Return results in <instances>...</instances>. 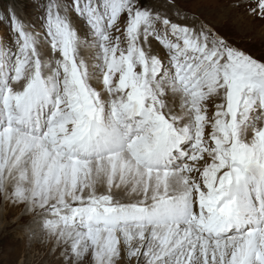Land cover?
I'll return each mask as SVG.
<instances>
[{
	"label": "snow or ice",
	"instance_id": "obj_1",
	"mask_svg": "<svg viewBox=\"0 0 264 264\" xmlns=\"http://www.w3.org/2000/svg\"><path fill=\"white\" fill-rule=\"evenodd\" d=\"M7 11L0 193L30 238L64 264H264V56L177 0Z\"/></svg>",
	"mask_w": 264,
	"mask_h": 264
},
{
	"label": "rangeland",
	"instance_id": "obj_2",
	"mask_svg": "<svg viewBox=\"0 0 264 264\" xmlns=\"http://www.w3.org/2000/svg\"><path fill=\"white\" fill-rule=\"evenodd\" d=\"M42 2L43 0H0V35L6 34L7 23L2 18L8 14L9 8L14 9L16 15L28 23L33 22L40 14L39 4ZM160 3H166V0H160ZM232 3L233 0H177L178 7L189 13L199 14L201 19L233 46L261 58L264 56V24L244 18L241 11L230 8ZM166 10L169 14L173 12L171 7ZM4 202L3 194L0 193L1 216L10 207ZM23 212L24 206L8 219L7 222L12 223L11 228L2 232L3 223L0 224V264H64V258L60 256V249L56 248L54 241L45 239L38 230L37 235L30 238L27 229L31 223H14L13 220L18 219Z\"/></svg>",
	"mask_w": 264,
	"mask_h": 264
},
{
	"label": "bare ground",
	"instance_id": "obj_3",
	"mask_svg": "<svg viewBox=\"0 0 264 264\" xmlns=\"http://www.w3.org/2000/svg\"><path fill=\"white\" fill-rule=\"evenodd\" d=\"M178 22H180V21H178ZM8 205L10 206V207H7V209L9 208L8 211L5 214L2 213V216L0 215V217H2L1 220H0V224L3 223L2 224V228H1V231L2 232L4 230L8 229V228H11L12 223L11 222H7L8 219L9 218H12L13 216H15L18 213V209L23 206V205L12 206L10 204H8ZM13 221H14V223H17V224H21V223L28 224V223H31V227H33V228L36 227V225L33 224V218H32V216L30 214L26 213L25 211L21 214V216H19L18 219L13 220Z\"/></svg>",
	"mask_w": 264,
	"mask_h": 264
}]
</instances>
